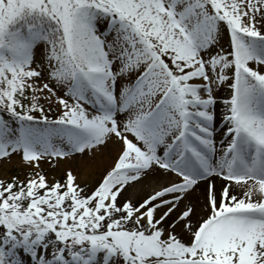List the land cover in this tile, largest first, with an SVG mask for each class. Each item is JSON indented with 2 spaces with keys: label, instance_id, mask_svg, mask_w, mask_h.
Listing matches in <instances>:
<instances>
[{
  "label": "snow or ice",
  "instance_id": "6c2138e0",
  "mask_svg": "<svg viewBox=\"0 0 264 264\" xmlns=\"http://www.w3.org/2000/svg\"><path fill=\"white\" fill-rule=\"evenodd\" d=\"M13 156L0 264H264V0H0Z\"/></svg>",
  "mask_w": 264,
  "mask_h": 264
},
{
  "label": "rangeland",
  "instance_id": "374dc122",
  "mask_svg": "<svg viewBox=\"0 0 264 264\" xmlns=\"http://www.w3.org/2000/svg\"><path fill=\"white\" fill-rule=\"evenodd\" d=\"M221 98H226L228 90L223 87L219 91ZM220 104L218 103L217 107ZM222 126H217V137H219ZM116 151V146H109V150H105L103 153H98L97 158L93 161H78L74 163V158H58L55 164L49 161H43L40 165V171L49 179L53 178L63 180L64 173L67 169L71 168L76 173H86L87 182L92 186L95 180L103 173L105 169L109 167ZM78 165V166H77ZM29 172V168L24 165L19 156H13L11 159L0 158V181L7 183L13 176L18 178H24ZM142 191L137 189H129L125 195H142ZM25 259H28L27 257Z\"/></svg>",
  "mask_w": 264,
  "mask_h": 264
},
{
  "label": "bare ground",
  "instance_id": "6f19581e",
  "mask_svg": "<svg viewBox=\"0 0 264 264\" xmlns=\"http://www.w3.org/2000/svg\"><path fill=\"white\" fill-rule=\"evenodd\" d=\"M223 112V107H222V104H220L218 107H217V119L219 120L220 119V113H222ZM222 126L223 127V125L222 124H217V126ZM221 127V128H222ZM224 183H226V181H224V180H222V179H220V178H217V180H216V188H217V190H219L222 186H223V184ZM203 188H204V185L202 184L201 185V189H200V192H203ZM202 199H201V201H200V203L202 204Z\"/></svg>",
  "mask_w": 264,
  "mask_h": 264
}]
</instances>
